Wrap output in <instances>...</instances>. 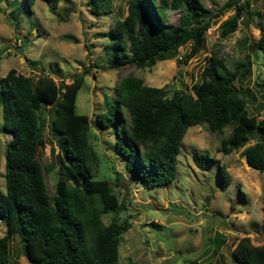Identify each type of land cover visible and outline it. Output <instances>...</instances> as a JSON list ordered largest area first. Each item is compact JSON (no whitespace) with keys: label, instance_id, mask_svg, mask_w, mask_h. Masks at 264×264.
I'll use <instances>...</instances> for the list:
<instances>
[{"label":"trees","instance_id":"1","mask_svg":"<svg viewBox=\"0 0 264 264\" xmlns=\"http://www.w3.org/2000/svg\"><path fill=\"white\" fill-rule=\"evenodd\" d=\"M32 1L25 0L27 5ZM48 1L52 9L58 2ZM110 1L87 0V4L92 13L99 14L110 10ZM241 1H226L234 4V13L220 22L219 36L236 28L248 4ZM167 9L179 10L175 23H166ZM219 12L220 8L211 13L202 0H128L126 13L115 18L106 32L105 62L115 68L123 64L150 67L157 60L174 56L178 46L188 41L184 58L194 56L204 47L205 30ZM257 27V45L264 51V21ZM250 64L248 54L227 67L210 53L199 72L200 80L191 90L179 82L171 87L149 85L128 71L115 82L111 104L95 114L93 125L112 127L114 151L122 157L124 169L143 187L174 179L181 138L186 128L196 123H204L215 132L229 128L216 148L222 153L255 139L240 154L248 166L264 171V114L257 118L248 113L241 86ZM38 70L31 78L9 67L0 76L2 128L11 133L3 152L0 264H11L9 239L14 234L32 264H120L118 236L130 221L119 219L118 214L126 204L118 199L107 178L94 175L92 165L98 156L89 140L91 119L74 109L77 88L88 69L72 72L69 82L55 70ZM261 83L264 85V79ZM44 126L58 147L57 177L51 193L44 176L47 167L36 155L38 145L44 143ZM192 160L198 168L206 169L216 159L193 150ZM217 177L222 187L230 181L225 164L217 163ZM103 213L110 214L106 222L101 218ZM231 254L240 264H264V241L253 243L250 236L242 235ZM122 264L141 263L128 260Z\"/></svg>","mask_w":264,"mask_h":264},{"label":"rangeland","instance_id":"2","mask_svg":"<svg viewBox=\"0 0 264 264\" xmlns=\"http://www.w3.org/2000/svg\"><path fill=\"white\" fill-rule=\"evenodd\" d=\"M202 1L211 13L219 8L220 12L211 18L204 47L194 56L184 58L188 41L178 46L174 56L157 60L150 67L123 64L115 68L107 66L103 44L108 42L106 32L112 21L126 13L128 0H111L110 10L99 14L89 10L87 0H58L53 9L48 0H33L29 5L25 0H0V76L14 67L35 78L41 68L55 70L69 82L72 72L88 69L77 88L74 109L91 119L89 140L98 156L92 165L94 175L107 178L118 199L126 204L118 214L119 219L130 221L118 236L120 264L128 260L141 264H240L231 254L240 236H250L253 243L264 241V171L248 166L240 154L255 139L222 153L216 148L229 128L215 132L204 123L189 125L176 154L174 179L143 187L124 169L122 157L114 151L112 127L93 125L95 114L111 104L115 82L121 75L131 71L149 85L171 87L179 82L191 90L200 80L199 72L210 53L219 56L227 67L249 55L250 69L241 81L246 108L257 118L264 114V51L257 45L264 0H247L236 28L224 37L219 36V24L234 13V4ZM178 11L167 9L166 23H175ZM123 113L127 116L126 110ZM42 135L44 143L38 145L36 155L47 167L44 176L51 193L57 177L58 147L47 126ZM10 138L11 133L2 128L0 107V189H4L3 152ZM193 150L207 152L216 160L200 169L192 160ZM217 163L225 164L230 177L224 187L218 182ZM101 218L106 222L110 214L103 213ZM3 231L0 221V234ZM9 258L11 264H32L22 253L17 234L9 239Z\"/></svg>","mask_w":264,"mask_h":264},{"label":"water","instance_id":"3","mask_svg":"<svg viewBox=\"0 0 264 264\" xmlns=\"http://www.w3.org/2000/svg\"><path fill=\"white\" fill-rule=\"evenodd\" d=\"M261 141H262V145H263V148H264V136H262ZM74 180H75V182H76V179H75V178H74Z\"/></svg>","mask_w":264,"mask_h":264}]
</instances>
